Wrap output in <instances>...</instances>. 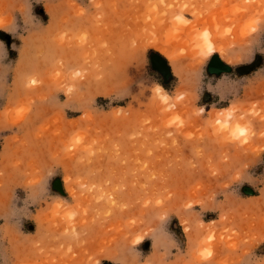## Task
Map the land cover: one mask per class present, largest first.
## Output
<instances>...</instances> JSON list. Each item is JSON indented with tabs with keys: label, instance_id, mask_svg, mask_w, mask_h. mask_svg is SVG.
I'll list each match as a JSON object with an SVG mask.
<instances>
[{
	"label": "rangeland",
	"instance_id": "1",
	"mask_svg": "<svg viewBox=\"0 0 264 264\" xmlns=\"http://www.w3.org/2000/svg\"><path fill=\"white\" fill-rule=\"evenodd\" d=\"M0 264H264V0H0Z\"/></svg>",
	"mask_w": 264,
	"mask_h": 264
},
{
	"label": "bare ground",
	"instance_id": "2",
	"mask_svg": "<svg viewBox=\"0 0 264 264\" xmlns=\"http://www.w3.org/2000/svg\"><path fill=\"white\" fill-rule=\"evenodd\" d=\"M184 22H186V21H184ZM197 49L199 51H204L206 55H210L211 53H213L215 51L213 43H211L209 41H207V42L205 41V42H203L201 44H198L197 45ZM170 59H172V57H170ZM157 91L162 96L164 101H166V102L169 101V97L167 96V94L165 93V90L161 86L157 87ZM218 122H220V121H218Z\"/></svg>",
	"mask_w": 264,
	"mask_h": 264
},
{
	"label": "water",
	"instance_id": "3",
	"mask_svg": "<svg viewBox=\"0 0 264 264\" xmlns=\"http://www.w3.org/2000/svg\"><path fill=\"white\" fill-rule=\"evenodd\" d=\"M152 66L153 68H155L156 70L163 72V67L162 65L159 63V61H155L154 59H152ZM226 70L225 68L221 67L219 64H215L213 62L210 63L209 67H208V71L210 73H219L220 71H224Z\"/></svg>",
	"mask_w": 264,
	"mask_h": 264
},
{
	"label": "flooded vegetation",
	"instance_id": "4",
	"mask_svg": "<svg viewBox=\"0 0 264 264\" xmlns=\"http://www.w3.org/2000/svg\"><path fill=\"white\" fill-rule=\"evenodd\" d=\"M159 72V71H158Z\"/></svg>",
	"mask_w": 264,
	"mask_h": 264
}]
</instances>
